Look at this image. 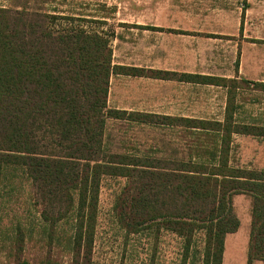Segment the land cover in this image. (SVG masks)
<instances>
[{"label":"trees","instance_id":"trees-1","mask_svg":"<svg viewBox=\"0 0 264 264\" xmlns=\"http://www.w3.org/2000/svg\"><path fill=\"white\" fill-rule=\"evenodd\" d=\"M29 16L0 5V177L4 167H23L44 206L41 217L51 227L73 214L71 264H91L106 175L127 179L114 207L127 234L154 227L185 237L189 245L194 233L204 230L205 264H222L226 235L240 227L233 196L248 195V264L264 262V170L232 164L234 135L264 137V125L236 120V91L251 81L113 66L107 37L78 28L56 30ZM44 17L50 22L61 18ZM112 73L227 86L224 120L108 108ZM253 84L264 90V82ZM109 119L182 124L199 136H211L208 146L186 145L208 157L188 153L169 166L148 157L103 154Z\"/></svg>","mask_w":264,"mask_h":264},{"label":"crops","instance_id":"crops-1","mask_svg":"<svg viewBox=\"0 0 264 264\" xmlns=\"http://www.w3.org/2000/svg\"><path fill=\"white\" fill-rule=\"evenodd\" d=\"M52 1L62 2L63 28L109 39L113 66L264 82V0ZM228 98L227 86L112 73L107 106L128 113L223 121ZM113 120L161 132L160 138L166 135L172 142L191 136L190 128L170 121ZM240 230L241 223L226 235L222 264H248L250 234L246 242L236 238V246L228 247L229 238Z\"/></svg>","mask_w":264,"mask_h":264},{"label":"rangeland","instance_id":"rangeland-1","mask_svg":"<svg viewBox=\"0 0 264 264\" xmlns=\"http://www.w3.org/2000/svg\"><path fill=\"white\" fill-rule=\"evenodd\" d=\"M0 5L16 10H26L40 25L56 30L62 27L58 17L49 21L44 14L60 16L61 1L52 0H0ZM67 10V8H66ZM239 104L236 120L264 125V90L253 82L239 84ZM213 112L215 108H209ZM220 109V108H217ZM127 121L109 119L104 131V151L148 157L160 165H169L188 153L207 158L206 152H191L187 144L211 142V136H199L190 131L186 139L169 141L161 132L141 130ZM188 135V130H179ZM176 132V131H174ZM196 132V133H194ZM168 135H171L170 132ZM159 135V136H158ZM176 134L172 133V136ZM194 136V137H193ZM181 137V136H180ZM186 140V142H183ZM232 164L248 169L264 170V137L236 134L233 137ZM170 166V165H169ZM127 179L120 176L102 177L99 196L94 249L91 264H205L206 233L198 230L189 245L186 238L174 232L150 227L138 234H127L117 221L114 207ZM235 214L241 230L229 238L228 247L248 240L251 226V198L233 196ZM44 206L26 171L20 166H7L0 177V264H71V240L74 234L73 214L55 226L41 217ZM188 246V247H187Z\"/></svg>","mask_w":264,"mask_h":264}]
</instances>
